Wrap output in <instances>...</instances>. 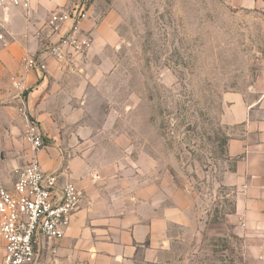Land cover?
<instances>
[{"label":"rangeland","instance_id":"rangeland-1","mask_svg":"<svg viewBox=\"0 0 264 264\" xmlns=\"http://www.w3.org/2000/svg\"><path fill=\"white\" fill-rule=\"evenodd\" d=\"M95 23L107 20L119 43L102 77L64 97L48 124L28 112L43 149L101 174L107 182L161 183L190 195L198 221L172 228L169 253L180 264H258V238L228 222L234 188L220 114L224 93L255 79L263 50L258 20L226 0H80ZM70 74H73L69 72ZM69 74V75H70ZM66 77L69 87L75 80ZM0 144L24 165L28 145L17 109L0 105ZM60 245H58V248ZM57 248V251H58ZM45 264H79L59 252Z\"/></svg>","mask_w":264,"mask_h":264},{"label":"crops","instance_id":"crops-1","mask_svg":"<svg viewBox=\"0 0 264 264\" xmlns=\"http://www.w3.org/2000/svg\"><path fill=\"white\" fill-rule=\"evenodd\" d=\"M226 1L258 20L264 50V0ZM78 4L80 0H32L27 8L0 5V105L17 109L16 95L24 91L28 112L48 124L57 118L64 97L83 91L85 83L77 86L79 77L87 84L100 79L104 68L110 69L109 52L119 40L115 26L107 20L95 23L88 18L80 24L91 38L81 56L57 61L43 51L48 41L58 38L47 25L51 11ZM33 54L45 61L46 71H22L21 57ZM258 62L261 66L246 89L224 93L220 120L226 129L225 154L232 164L224 170L221 183L234 188V210L227 221L246 239L258 238V264H264V51ZM68 76L76 81L69 87L65 84ZM2 152L0 186H9L14 168L22 164ZM38 155L45 171L60 170L83 193L57 253L79 264H180L169 253L175 238L170 231L187 229L198 221L187 192L173 189L168 193L166 180L152 183L143 178L142 183H134L132 178L114 184L101 174L92 177L88 166L73 159L61 168L51 149H42Z\"/></svg>","mask_w":264,"mask_h":264},{"label":"built area","instance_id":"built-area-1","mask_svg":"<svg viewBox=\"0 0 264 264\" xmlns=\"http://www.w3.org/2000/svg\"><path fill=\"white\" fill-rule=\"evenodd\" d=\"M31 1L0 0V5L27 8ZM89 15L80 4L51 11L47 25L58 38L48 41L43 51L57 61L83 55L91 38L80 24ZM19 65L24 73L46 71L45 61L36 54L22 56ZM23 92L19 91L16 98L28 155L24 165L14 168L11 184L0 186V264H45L51 260L83 196L75 182L65 179L60 170L43 169L38 153L44 147V135L28 114Z\"/></svg>","mask_w":264,"mask_h":264}]
</instances>
